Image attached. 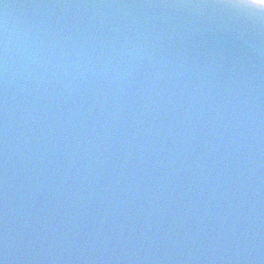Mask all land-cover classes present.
Instances as JSON below:
<instances>
[{"label": "water", "instance_id": "water-1", "mask_svg": "<svg viewBox=\"0 0 264 264\" xmlns=\"http://www.w3.org/2000/svg\"><path fill=\"white\" fill-rule=\"evenodd\" d=\"M0 264H264V9L0 0Z\"/></svg>", "mask_w": 264, "mask_h": 264}, {"label": "snow or ice", "instance_id": "snow-or-ice-1", "mask_svg": "<svg viewBox=\"0 0 264 264\" xmlns=\"http://www.w3.org/2000/svg\"><path fill=\"white\" fill-rule=\"evenodd\" d=\"M239 3L242 6H259L261 9H264V0H239Z\"/></svg>", "mask_w": 264, "mask_h": 264}]
</instances>
